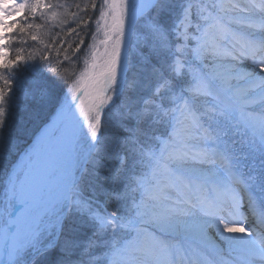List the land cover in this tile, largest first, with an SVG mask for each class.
<instances>
[{"label":"snow or ice","instance_id":"6c2138e0","mask_svg":"<svg viewBox=\"0 0 264 264\" xmlns=\"http://www.w3.org/2000/svg\"><path fill=\"white\" fill-rule=\"evenodd\" d=\"M0 264H264V0H0Z\"/></svg>","mask_w":264,"mask_h":264},{"label":"trees","instance_id":"16d2710c","mask_svg":"<svg viewBox=\"0 0 264 264\" xmlns=\"http://www.w3.org/2000/svg\"><path fill=\"white\" fill-rule=\"evenodd\" d=\"M54 1V0H53ZM69 2H71L72 4H74L75 2H77V0H70ZM52 32L59 34L60 36H62L64 39H67L68 37L64 34L61 33L60 28L59 27H53L52 28ZM45 39H47V42L52 43L51 40H49L47 37H45ZM38 47H42L41 45H37Z\"/></svg>","mask_w":264,"mask_h":264},{"label":"rangeland","instance_id":"374dc122","mask_svg":"<svg viewBox=\"0 0 264 264\" xmlns=\"http://www.w3.org/2000/svg\"><path fill=\"white\" fill-rule=\"evenodd\" d=\"M70 0H60V2H63V3H67V4H72L71 2H69ZM53 2H56V0H54ZM71 11H75V8L73 7L71 9ZM54 23V22H53ZM47 41V39H46ZM29 44H34L35 42H32L31 40L28 41ZM37 46V45H36Z\"/></svg>","mask_w":264,"mask_h":264}]
</instances>
